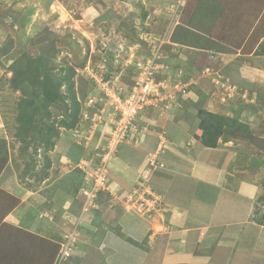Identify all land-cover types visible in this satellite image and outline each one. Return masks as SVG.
Returning <instances> with one entry per match:
<instances>
[{
    "label": "rangeland",
    "instance_id": "rangeland-1",
    "mask_svg": "<svg viewBox=\"0 0 264 264\" xmlns=\"http://www.w3.org/2000/svg\"><path fill=\"white\" fill-rule=\"evenodd\" d=\"M218 2L223 9L216 14L213 0H0V264H92L89 253H101L106 246L115 252L114 238L121 237L122 226L128 234L124 226L148 207L150 215L161 210L163 197L149 185L152 177L144 174L135 187L111 192L112 164L122 160L126 172L134 169L124 152H138L146 135L154 132L146 167L157 168L156 154L169 145L163 139L170 137V128L183 135L178 138L183 143L179 150L191 149L192 136L200 131V109L248 124L254 137L227 133L216 147L224 152L229 140L248 146L251 158L256 154L261 158V164H251L252 177L264 189V0ZM195 27L208 39L197 37ZM195 48L200 55H193ZM67 68L74 69L78 122L71 129L59 128L57 139L62 141L47 157L53 164L52 178H60L42 186L43 180L33 175L44 154L40 136L51 121L66 117ZM44 74L59 85L60 99L48 106L43 105L39 83ZM141 75L154 104L139 111L128 136L114 141L113 152L107 153L118 120L104 86L126 90ZM24 118L28 127L18 137L16 127ZM155 120L158 125L167 120L165 129L156 131ZM68 146L74 149L70 157L59 158ZM102 159L107 180L93 192V169ZM51 183L65 192H52ZM26 185L36 192L24 193L31 199H23L22 205L5 196L4 192ZM194 189L186 187L187 192ZM120 206L127 215L119 219L115 213ZM253 207L249 220L264 225V192ZM146 232L139 227L134 233ZM150 234L140 239L150 243ZM129 236L122 238L123 243L131 244ZM94 237L96 244L91 243ZM31 240L37 246L50 240L52 245L43 246L52 253L48 263L34 260ZM133 242L136 247L139 241ZM109 256L98 263L113 264Z\"/></svg>",
    "mask_w": 264,
    "mask_h": 264
},
{
    "label": "crops",
    "instance_id": "crops-1",
    "mask_svg": "<svg viewBox=\"0 0 264 264\" xmlns=\"http://www.w3.org/2000/svg\"><path fill=\"white\" fill-rule=\"evenodd\" d=\"M218 1L213 0L216 14L218 8L221 12L223 9ZM251 2L261 4L262 0H251ZM195 28L200 34L196 35L197 37L208 39L209 36L203 33L205 31ZM193 32L191 30V33ZM208 43L209 40L202 45ZM190 44L189 42L184 45L190 46ZM200 52L201 50L195 48V52L192 53L198 56ZM153 104L150 105L153 106ZM150 105L144 106V110L151 109ZM249 116L248 112L246 118L248 119ZM166 121L163 120L158 125L155 120L153 124L157 127L155 130H164ZM152 134L146 135L147 140L141 144L142 149L138 152L137 150L131 154L128 151L124 152L123 157L132 163L134 169L126 172L123 169L127 168L126 162H120L122 160L112 164L114 171L111 175L114 177V182L111 183L110 189L113 193L119 189L129 190L139 184L137 180L141 175H148L152 177L149 185L162 194L161 210L154 211L152 215L145 211V214L133 217L130 227L124 226L127 227L126 232L130 236L125 233L122 226L121 237L114 238L116 245L112 250L115 252L109 251L106 246L101 253H89L92 264H99L98 262L104 260L107 254L112 257L113 264H130L129 259L125 260L126 257L131 259V264H135L136 260H139L136 264H264V225L249 220L256 197L264 192V189L255 183V177H252L254 166L251 164L252 162L261 164V158L256 153L251 158L248 146L238 140H229L224 143L226 147L222 152L218 147L202 146L195 136H192L195 139H193L195 145H192L189 150L180 151L178 147H183V143L178 138L183 135L176 128H170V137L163 139V142H169V145L164 144L161 151L156 154L159 158L156 163L157 168H150L146 166L147 158L154 148L151 144L154 138H151ZM173 134H178L177 139L173 137ZM57 141L52 151L62 139L58 138ZM72 150L74 149L71 146L66 147L64 152H59L62 154L59 158L68 159ZM50 166L49 176L43 179L40 184L42 186L46 181L53 179V164ZM67 173L70 174V172ZM58 178L60 176L53 179V182L56 183ZM51 185H54L52 192L66 190L53 183ZM190 185L193 189L195 188L193 192L186 191V187ZM42 186H39L40 192H43ZM200 186L203 191L199 189ZM13 191L15 192H4L5 196L17 199L19 206L24 203L23 199H31V196L24 193L33 195L35 194L33 192H36L20 186L14 187ZM32 198L38 199L35 195ZM116 211L115 214L119 219L124 216V213L127 215L122 206ZM139 227L145 228L147 231L145 236L151 233L150 243L147 241L146 244V241L140 239L145 237L143 234L135 236L134 232ZM125 236L131 237V244L123 243L122 238ZM133 238L139 241L136 242V247L133 245ZM93 239L92 244L98 243L95 237ZM34 242L31 250L38 252L35 249L38 242ZM40 243H43L42 246L52 245L50 240L48 242L41 240ZM129 247L135 251L129 250Z\"/></svg>",
    "mask_w": 264,
    "mask_h": 264
},
{
    "label": "trees",
    "instance_id": "trees-1",
    "mask_svg": "<svg viewBox=\"0 0 264 264\" xmlns=\"http://www.w3.org/2000/svg\"><path fill=\"white\" fill-rule=\"evenodd\" d=\"M40 61V57L36 60V62ZM17 74V73H16ZM64 82L66 84V95L68 102L65 103V110H66V117L60 118L57 122L51 121L46 129L43 130L40 136V147L43 151V158L42 163L40 165L39 171L34 173L35 179L43 180L48 176V169L51 165L50 159L47 157V153L52 149L54 146V142L59 135V128L63 127L66 129L73 128L76 123L78 122V114L80 111V102L76 99V95L74 93L73 87L74 83L72 81V76L74 75L73 68H67L64 74ZM44 80H39V83L42 87V95L44 97L43 105L48 106L50 103H53L60 98V93L58 92L59 85L47 79L46 74L43 75ZM16 78V76H14ZM36 81L38 79H35ZM198 117L200 119L199 132L196 133V138L200 140L201 144L205 147H216L217 141L219 138H225V134H237L239 136L250 137L253 136L250 132L248 124H245L235 117L232 116H225L216 114L213 112L206 111L204 109H200L198 111ZM23 119V117H20ZM19 126L16 127V133L19 137L20 132L22 130L27 129V122L26 119L22 120ZM240 134V132H242ZM201 132V133H200ZM254 137V136H253ZM226 140V139H225ZM34 164L30 165V169H34ZM25 188L29 189V186H25ZM264 215V214H263ZM258 224H263L261 222H257ZM18 241V240H17ZM32 241V240H31ZM33 242V241H32ZM16 243V241H15ZM38 252H32L31 255L34 257L35 260L48 263L52 253L49 249L42 246L35 247ZM19 255V254H18Z\"/></svg>",
    "mask_w": 264,
    "mask_h": 264
},
{
    "label": "built area",
    "instance_id": "built-area-1",
    "mask_svg": "<svg viewBox=\"0 0 264 264\" xmlns=\"http://www.w3.org/2000/svg\"><path fill=\"white\" fill-rule=\"evenodd\" d=\"M104 89L105 95H107L111 99V103L116 114L115 116L118 120L115 131L110 134L111 136L110 138H108L110 150H107L106 152L111 153V144L115 143L114 141L120 140L123 136H128L130 131L129 126L131 125L132 119L137 116L139 111L144 106L152 104L153 99L149 95L150 89L148 88L146 78H144V76L142 75L138 77V80L135 82L134 86L129 89L123 90L119 86L113 88L104 86ZM105 163L106 161L102 159L100 160L99 165L97 164L94 166L93 180L95 182L92 185V187L94 186L93 192H95V188L99 189L101 187H104L106 183L107 179ZM149 210L150 207H148L145 211L149 212Z\"/></svg>",
    "mask_w": 264,
    "mask_h": 264
}]
</instances>
